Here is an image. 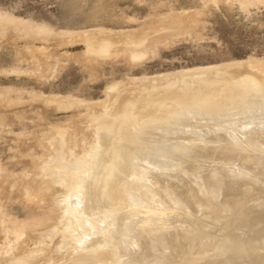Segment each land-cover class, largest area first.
Instances as JSON below:
<instances>
[{
	"label": "rangeland",
	"instance_id": "374dc122",
	"mask_svg": "<svg viewBox=\"0 0 264 264\" xmlns=\"http://www.w3.org/2000/svg\"><path fill=\"white\" fill-rule=\"evenodd\" d=\"M93 37L98 38L91 48L86 39ZM97 43L106 48L97 50ZM194 70L207 79L264 80V0H0V263L20 255L31 256L30 264H77L83 228L72 220L70 198L80 191L74 175L66 182L67 174L57 173L56 165L60 159L82 161L90 153L97 125L112 116L122 97L172 78H190L194 85L200 75ZM142 109L136 112L150 114ZM81 163L82 171L89 169L87 160ZM256 181L238 212L248 211L250 195L264 196V176ZM262 207L251 208L235 224L245 241L264 234ZM222 214L225 222L231 217ZM110 221L104 224L108 232ZM213 227L205 232L218 237L222 230ZM111 232L107 237L114 246ZM260 259L254 263L264 264ZM227 260L213 264H232ZM111 261L123 264L115 256Z\"/></svg>",
	"mask_w": 264,
	"mask_h": 264
},
{
	"label": "bare ground",
	"instance_id": "6f19581e",
	"mask_svg": "<svg viewBox=\"0 0 264 264\" xmlns=\"http://www.w3.org/2000/svg\"><path fill=\"white\" fill-rule=\"evenodd\" d=\"M94 37L86 39L90 47L98 38ZM95 45L97 50L106 48ZM200 75L196 83L193 78L194 85L190 78H172L133 97L120 95L112 116L95 125L96 145L88 150L91 157L87 152L88 158L81 157L89 162V169L82 171V161L73 162L70 156L69 165L60 159L59 169L54 168L67 174L63 176L66 182L74 175L75 189L80 191L70 198L75 212L72 220L83 228L84 244L74 256L77 264H110L114 256L123 264H213L224 257L232 264H237L235 260L256 264L257 259H264L262 232L245 241L243 232L233 230L243 215L264 205V196L250 195L248 211L238 212L243 199L256 190L257 178L264 176V80L251 75L218 80ZM141 103L145 107L138 105ZM142 108L150 114H143ZM61 145L60 141L63 152ZM51 167L50 171L43 169L52 173ZM56 172L49 178L56 180ZM240 180L251 183L245 186ZM224 186L227 190L221 196ZM62 210L59 213L68 212ZM227 211L231 217L225 222L222 212ZM108 218L114 246L104 227ZM57 221L59 225L61 221ZM257 225L254 229L258 231ZM213 226H220L216 231L222 230L221 236L205 232ZM25 257L19 255L15 262L10 258L0 264H27L31 256Z\"/></svg>",
	"mask_w": 264,
	"mask_h": 264
}]
</instances>
